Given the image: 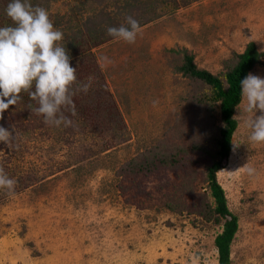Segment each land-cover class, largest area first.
<instances>
[{"label": "rangeland", "instance_id": "obj_1", "mask_svg": "<svg viewBox=\"0 0 264 264\" xmlns=\"http://www.w3.org/2000/svg\"><path fill=\"white\" fill-rule=\"evenodd\" d=\"M128 2L126 15L141 26L134 44L107 35L110 24L104 23ZM141 2L149 14L135 8L136 0L36 4L48 10L66 40L85 35L90 24L104 25L86 62L95 61L100 71L102 117L93 122L94 112L75 115L72 127L57 128L22 101L4 112V127L13 125L16 135L11 149L0 143V167L16 188L12 197L0 189V264H191L194 257L199 264H219L215 238L224 219L203 212L214 206L206 176L211 156L193 151L175 128L184 99L197 94L177 67L186 50L198 67L223 75L253 41L262 55L249 73L264 78V0ZM10 23L0 4V27ZM120 23L127 26L126 19ZM245 103L235 108L232 150L217 179L238 217L231 264H264V145L249 142ZM212 114L223 125L218 105ZM33 115L40 125H22ZM165 143L178 153L177 168L162 162L151 175L120 172L122 164L159 146L166 153ZM170 198L184 206L168 207Z\"/></svg>", "mask_w": 264, "mask_h": 264}, {"label": "trees", "instance_id": "obj_2", "mask_svg": "<svg viewBox=\"0 0 264 264\" xmlns=\"http://www.w3.org/2000/svg\"><path fill=\"white\" fill-rule=\"evenodd\" d=\"M9 2L10 0H0V4H2L5 9ZM30 2L33 6H36L37 3L44 4L46 0H30ZM136 2H138L139 6L134 4L135 8L145 10L146 6L142 4L141 0H136ZM129 3L130 2H128L127 6L125 3L124 7H122L119 12L107 14L104 23L114 27L122 25L123 23L121 24L120 22L126 19V14L129 12L127 8L130 5ZM145 12L149 14L150 10H145ZM122 13L123 15L120 16ZM10 24L12 25V21ZM92 26L93 25L90 24L85 35L76 34L70 36L69 40H66L64 37L61 45L65 47L71 57V65L77 68V83H86L89 78H91L92 81L91 87L87 93L79 92L73 97L76 106V117L81 116L83 118V115L87 116L88 113L94 112L95 118L93 122H95L96 120L99 121V116L102 117L97 102L99 97H103L104 94L102 90L99 89L101 87V79L99 77L100 71L96 68L97 64L94 61L93 65L88 66L86 62L89 63L90 59H88L89 57L87 55H89L91 48L95 46V44L101 42L105 30L102 24L96 28ZM78 28H82V26ZM184 52L183 62L177 69L184 77L189 79V84L194 91V95L196 92L197 94L195 98L187 97L184 99L185 105L183 106V111L185 112L178 115L175 128L182 130L185 135H187L189 141L193 143L191 147L193 151L200 150L202 153L211 156V160L207 166L206 176L208 187L214 199V206L212 207L209 204L207 208L210 211L203 210V212L206 214L207 218L215 217L217 221L221 220V218L224 219L222 231L218 233L215 238V245L218 249L219 264H231V244L238 230V217L228 206L225 190L217 179V172L224 168V161L229 157L232 150V135L237 126V121L234 118V111L241 101L240 80L245 78L249 74V71L260 62L262 53L258 50L253 41L249 42L243 52L235 54V58L230 60L232 65L221 75L214 74L207 69L198 67L194 62L193 55L187 54L186 50H184ZM76 57L79 59L81 58V62L77 61ZM18 101L32 106L35 104V101L31 100L28 94L23 92L20 94V99ZM216 105L220 108L223 125L215 124V118L212 112ZM22 115L24 116V114ZM67 115L73 119L70 113H67ZM5 117H7V115ZM107 117L108 116L103 115L104 119ZM114 119L117 122L121 121V117H114ZM4 121V119H0V123L3 122L1 123L3 126L6 125ZM24 123H27L26 125H40L38 118L35 116L30 118L29 122L22 120V125ZM118 124L119 123H117V125ZM117 136V134H113L111 138L115 140ZM111 142H113V140H111ZM165 145L166 146H163V148L166 150V153L161 149L162 146H159V150L147 151L140 156L139 160L136 162L122 164L120 172L126 175V177L128 175L127 172L137 174L142 170L148 173L147 175H151L150 173L154 170L153 168L159 166L162 162L177 168L179 160L176 156L178 153L174 151V148H167L169 144L165 143ZM167 206L176 209L182 208L184 204L183 201L179 199L172 200V198H170L167 201ZM215 213L217 215L212 216Z\"/></svg>", "mask_w": 264, "mask_h": 264}, {"label": "clouds", "instance_id": "obj_3", "mask_svg": "<svg viewBox=\"0 0 264 264\" xmlns=\"http://www.w3.org/2000/svg\"><path fill=\"white\" fill-rule=\"evenodd\" d=\"M5 12L12 25L0 27V119L25 92L38 105H29L31 113L42 116L45 124L72 127L73 120L65 113L76 115L73 97L89 91L91 78L86 83H77V68L71 65V57L59 44L64 33L54 27L47 9L33 6L30 0H10ZM126 25L110 26L106 33L134 44L141 26L131 15L126 17ZM240 87L241 100L246 102L244 110L250 114L249 142L264 145V78L249 73L240 80ZM257 112L260 114L256 115ZM15 135L13 125L11 130L0 125V143L11 149ZM246 172L255 175L256 169L247 167ZM15 188V179L0 167V189L12 197ZM191 264H199V257L192 258Z\"/></svg>", "mask_w": 264, "mask_h": 264}]
</instances>
